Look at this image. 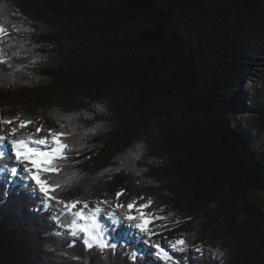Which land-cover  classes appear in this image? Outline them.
Wrapping results in <instances>:
<instances>
[{"label":"trees","instance_id":"16d2710c","mask_svg":"<svg viewBox=\"0 0 264 264\" xmlns=\"http://www.w3.org/2000/svg\"><path fill=\"white\" fill-rule=\"evenodd\" d=\"M0 31V120L58 134L61 152L40 170L47 194L104 201L114 173L165 183L181 204L155 193L148 204L164 221L174 210L185 234L172 259L125 241L88 250L46 196L0 180V264H264V208L249 198L264 191V151L228 115L252 61L264 65V0H0ZM262 73L252 108L264 128ZM72 175L92 191L66 196ZM202 214L222 218L212 229L230 241L206 246Z\"/></svg>","mask_w":264,"mask_h":264},{"label":"rangeland","instance_id":"374dc122","mask_svg":"<svg viewBox=\"0 0 264 264\" xmlns=\"http://www.w3.org/2000/svg\"><path fill=\"white\" fill-rule=\"evenodd\" d=\"M1 32V31H0ZM264 70L263 62L259 60H254L251 63L250 70L248 73H245V76L243 77L242 81L236 86H234V89L239 88L238 97L234 98V103L230 105V111H229V119H230V127L232 130H234L236 133L240 130H245L247 133V137L252 140V147L257 151H264V128H261L260 125H257L258 120V113L255 112L253 107V100H252V94L260 88V85L263 83V79L261 78L262 72ZM243 93L245 96L242 98H239V94ZM241 96V95H240ZM239 98V99H238ZM236 103V104H235ZM21 122H24L23 119H15L11 120L10 122L0 120V136H5L3 130L13 128L12 125L14 123L20 124ZM27 123V122H24ZM28 123H33L34 126L40 125L39 131H36V126L34 130L33 128L28 127L26 130V134H24L25 139H30L33 142L44 140L45 142L42 144V146H46V151L48 153L47 157H45L46 161L39 160V155L33 153L34 155H37L39 159H36L35 164H30L32 161H27L24 169L25 162L23 163H16V166L22 165V170L28 171V167H33L37 169L34 173L28 172L30 175L27 179L24 178L23 174L20 175V177H15L12 175V170L10 168L7 169L8 172H6L5 175H0V180L8 182L9 184H16V185H25L29 188H31V191L37 193L39 196H46V204L45 208L52 210L57 218L58 223L62 226H70L75 231H79V224L80 220L85 215H90L92 212H94L96 209L103 207L104 212L106 213V216L103 220V230L99 229L98 232L101 233V239L104 240L103 235H105V238H108L107 240H110L109 238H112L114 243H118V241H125L127 243V248L131 252H142L146 255L147 260H153L157 259L156 252L160 251V248H162L164 251L168 252L169 255L172 257L174 254V247L177 245L176 242L179 240H183V237L185 236L184 232H182L181 229L178 227H175L176 223H171L172 219L175 216L174 210L171 214V218L169 217L166 221L163 220L162 217H160L156 212H153L151 209H154L149 206V197L153 195L154 193L158 195V199H166V197L163 195V191L165 187L168 188L167 184L163 183L160 187H154L150 185L145 186H138L137 182L126 181L120 175L113 174L108 175L107 179L108 182L106 183V189L111 190V195L107 200H93L91 202L87 203H77L72 199H65L63 201H52L50 197H48V194L41 193L39 190V185L35 183L34 180L31 179V176L33 174H38L40 176V169H43V163L51 160L52 155L59 154L61 151V145L59 143L58 134L51 131L53 126H47L43 121L35 122L31 121ZM9 126V127H8ZM41 130L43 131V134H41ZM24 133V132H23ZM22 133V134H23ZM6 134V133H5ZM40 144V143H38ZM39 149V147H36ZM5 164V161L0 159L1 163ZM1 167V165H0ZM104 167V166H103ZM99 168V167H98ZM165 177V176H164ZM150 182V181H149ZM86 182H82V179H78L75 175H72V187L70 186V190L64 191L66 196H76V194H79V192L88 191L91 190L92 187L89 185V187H86L84 185ZM94 183L96 188H101L102 185L91 182V184ZM128 185L131 188H128L124 191H119V186L121 185ZM46 186V185H45ZM47 187V186H46ZM114 187H116L114 189ZM48 188V187H47ZM83 188H87L84 190ZM169 189V188H168ZM114 190H118L116 193H113ZM92 191V190H91ZM149 193V194H147ZM153 193V194H152ZM60 194V193H59ZM119 194V195H118ZM151 198V197H150ZM249 198L257 203H259L264 208V191L259 190H251L249 191ZM173 202L169 201V199H166L164 207H172L174 208L173 204L180 205L181 200L180 198L176 196H172L170 198ZM133 205L132 208H129L128 205ZM74 205V206H73ZM62 206H64L62 208ZM159 209H161L160 206H157ZM214 208L215 205L211 206V208ZM111 209H115L119 216V220L121 221V225L123 228H125V233L120 235L118 232L120 230V227L117 224L112 223L111 221H115L108 213ZM215 209V208H214ZM61 210H64L65 213H68V211H74V213H80V215H75L74 219H67L64 220L62 216H60ZM156 211H160L155 209ZM162 210V209H161ZM163 211V210H162ZM161 212V211H160ZM165 212V211H163ZM159 213V212H158ZM128 216H132L135 218L140 217H148L150 218V222H148L149 226L146 227V230L142 233L140 232H134V228H132L130 225H128ZM202 216H205L202 214ZM213 215L211 216H205L204 218H201L200 220H195V223H193V226H198L200 229L197 231V233L205 232V237L207 238L208 243H206V246H218L223 245L226 242H229L230 239L225 236H220L219 231H213L212 227L218 226L222 223V218L216 223H212ZM112 223L109 224L110 222ZM168 221V222H167ZM69 222V223H67ZM74 222V223H73ZM175 222V220H174ZM117 223V222H116ZM107 225V226H106ZM111 226V227H110ZM114 228V229H113ZM118 234L117 236H114L112 234V231H114ZM124 232V230H123ZM130 232V234H129ZM212 232V233H211ZM205 240V239H203ZM112 242V243H113ZM157 245L160 247L158 248ZM163 255V252H161L160 256Z\"/></svg>","mask_w":264,"mask_h":264},{"label":"bare ground","instance_id":"6f19581e","mask_svg":"<svg viewBox=\"0 0 264 264\" xmlns=\"http://www.w3.org/2000/svg\"><path fill=\"white\" fill-rule=\"evenodd\" d=\"M244 96L245 95L243 93L239 94V98H242ZM35 126H34L33 123L21 122L20 124L14 123L12 125L13 128H11V130L10 129L3 130V131H5V132H3L4 135H5L4 136L5 140L4 141H0V150H5V155L0 157V159H2V161L4 160L5 164L2 162L0 165L6 172H8L7 171L8 168H10L12 170L15 167L17 169V171L15 173V177H20V175L23 174L24 178L27 179L30 176L28 174V172L34 173L35 171H37V169H35L33 167H28L27 168L28 171H24V170H22V165L16 166L17 165L16 163H20V161H17L15 159V152H14V150L11 147V141L13 139L24 141V149L30 153L28 159L23 161V162H25V164L23 163L24 169H25V166L26 167L28 166V164L26 165L27 161H33V160L36 161V159H39L37 155H34L33 152H31L32 150L37 149L36 147H39V149H43V152H41L40 156L42 154H44L45 156L48 155V153H47V151L45 149L46 146L44 147V146H42V144H38L36 142H33L30 139H25L24 134L27 133L26 132V130H28L27 128L30 127V128H33L32 130H34ZM36 128H37L36 131H38L40 129V125L36 126ZM13 129H15L16 131L13 132ZM41 134H43L42 130H41ZM30 164H32V162ZM63 207L64 206H62V208ZM98 209H99L98 212L95 210L94 212H92V214L85 215L84 217L88 218V222H83L84 221L83 220L84 217H83L82 220H80V223H78L79 227H81V228L82 227H86V228L89 229V232H93V233L95 231V227H97V226H102L103 227L104 226L103 225V223H104L103 222V220H104L103 216H106V213L104 212V208L103 207L98 208ZM108 213H110V215L113 216L112 218L115 220V221H111V222L114 223V224H117L120 227V230L118 231L120 233V235L124 234L126 229L122 227L120 220L118 222V218H117L119 216L118 212L115 209H111ZM75 215H76V213H74V211H70V210L68 211V213H65L64 210H61V213H60V216H62L64 220H67V219H71L72 220V219H74V221H76L75 220ZM146 218H148V217H140V218H135V219L133 218L131 221L127 219L126 221H128V225H130L132 228H134V230H135L134 232H140V233L143 234V232L146 230V227L149 226V224L147 223V225H146L144 230H141L136 225H139V224L144 223L145 221H147ZM111 222L109 224L112 225ZM67 223H69V222H67ZM123 230H124V232H123ZM112 234L114 236L118 235L115 232V230L112 231ZM129 234H130V232H129Z\"/></svg>","mask_w":264,"mask_h":264},{"label":"snow or ice","instance_id":"6c2138e0","mask_svg":"<svg viewBox=\"0 0 264 264\" xmlns=\"http://www.w3.org/2000/svg\"><path fill=\"white\" fill-rule=\"evenodd\" d=\"M16 130L13 129V132H15ZM39 131V130H38ZM5 137L4 136H0V141H4ZM45 141L44 140H39L37 141V143L43 144ZM11 147L15 152V159L17 161H20L21 163H23L24 160L28 159L30 153L28 151H26L24 149V141H20V140H15L13 139L11 141ZM5 155V150H0V157ZM33 164L36 163L35 160L32 161ZM16 168L14 167L12 169V174L15 175L16 173ZM30 171V170H29ZM31 179L35 181V183L37 185H39V190L41 193L47 194L49 189L45 186V182L36 174H33L31 176ZM119 195V194H118ZM74 206V205H73ZM129 208H132L133 205L129 204L128 205ZM96 211L98 212L99 209H96ZM76 215H80V213H76ZM133 217L132 216H128V220H132ZM74 223V222H73ZM147 221H145L144 223H141L139 225H136L138 228H140L141 230H144L146 225H147ZM98 228V226H97ZM81 232L85 233V237L83 238V246H85L88 250H93L98 249L99 252L103 253L107 250H116L117 245L116 244H108L107 242H105L103 239H101V233L100 232H89V229L86 227H82L80 229ZM72 236L75 237L77 236V232L73 231L72 232ZM184 241L183 240H179L176 242L177 245H184ZM157 247L159 248L160 246L157 245ZM181 251H184L185 249L183 247H181L180 249ZM197 252H200L201 249H194ZM161 252H163V258L164 259H172V257L169 255L168 252L164 251L162 248H160V251L156 252L157 257H160ZM132 259H135V257L133 256Z\"/></svg>","mask_w":264,"mask_h":264}]
</instances>
